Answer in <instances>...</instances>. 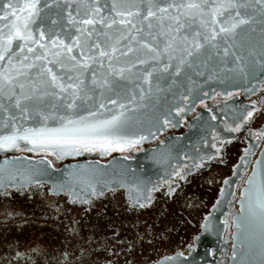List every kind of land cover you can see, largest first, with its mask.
<instances>
[{
    "label": "snow or ice",
    "instance_id": "1",
    "mask_svg": "<svg viewBox=\"0 0 264 264\" xmlns=\"http://www.w3.org/2000/svg\"><path fill=\"white\" fill-rule=\"evenodd\" d=\"M257 24L264 33V0H0V61L7 60L0 67V111L5 113L0 122V151L44 152L61 160L83 152L103 156L137 148L148 138L129 132L137 99L143 101L154 91L171 88L186 70L203 75L199 64H194L200 56L206 57L204 66L213 57L227 64L231 56L239 63L241 57L234 50L237 40L254 32ZM130 54L133 60L128 59ZM188 80L195 83L190 76ZM187 91L188 95L180 97L185 107H176V116L188 111L196 100L207 107L205 100L212 98L208 92L194 97L192 88ZM244 91L260 95L250 100V106H243L223 132L213 128L204 140L203 155L191 158L190 166L173 169L160 186H167L165 195L170 200L181 196L177 181L188 183L190 176L210 170L214 162L225 164L227 148L236 138L233 134L242 128L248 127L249 136L264 140V126L255 132L250 127L256 115L264 112V79ZM107 105L119 110L104 118L101 110L112 111ZM13 108L24 121L34 114L39 126L18 123L11 114ZM49 121L56 126L50 127ZM171 124L165 117L163 125ZM248 151L245 149V155ZM44 162L53 167L46 157ZM43 175L30 174L21 181L14 176L8 181L0 179V225L19 220L17 227L22 229L29 221L12 207L16 194L29 199L39 195L53 214L46 213L45 220H60L67 243L52 249L37 241L17 239L0 245V264H136L137 249L142 256L143 244L156 238L155 226L140 218L141 212L153 206V193L160 190L156 185H113L96 179L95 172H71V180L45 188ZM246 183L252 187L240 193L241 212L247 195L248 217L258 227L259 253L264 257V182L255 186L250 177ZM121 189L127 194L125 211L136 214L134 221L120 219L119 213L106 219V213L91 216L97 202L108 199L109 194L115 199ZM184 206L193 207L187 201ZM204 221L201 230L210 233L208 217ZM223 224L225 229L229 227L228 220ZM233 224L240 227L235 217ZM201 238L199 233L192 237L190 252ZM176 256L185 254L177 252Z\"/></svg>",
    "mask_w": 264,
    "mask_h": 264
},
{
    "label": "water",
    "instance_id": "2",
    "mask_svg": "<svg viewBox=\"0 0 264 264\" xmlns=\"http://www.w3.org/2000/svg\"><path fill=\"white\" fill-rule=\"evenodd\" d=\"M56 10L53 9V12ZM50 15V13H47ZM255 31H249L247 36L237 40V46L234 49L241 57V61L236 63L233 57L228 58V63L224 64L219 57H213L208 60L207 66L203 61L205 56L194 59V64H199V71L203 75H196L193 70H186L184 74L177 78V83L171 88L165 87L164 91L159 93L153 92L148 98L141 101L137 99L135 104L137 107L130 113L131 127L129 132L135 135H145L148 138L141 144H148L160 132H165L168 126L163 125V120L167 117L172 121L171 126L177 130L181 118L188 116L195 104L190 105L189 110L176 116V107H185L181 101V95H188V89L192 88L193 96H200L201 92H208L209 96L213 93L225 95L231 91H241L243 96H247L244 89L256 86L258 82L264 78V33L261 32V25H254ZM15 51V48L13 49ZM11 54V53H9ZM135 57L130 54L128 59L133 60ZM7 63V60L0 61V67ZM195 83H189L188 77ZM212 77L209 79V77ZM245 76L247 78H245ZM19 91V89H17ZM137 97L139 91L136 90ZM131 94H129L130 96ZM202 98V96H201ZM121 102H125L122 99ZM130 109L132 105H127ZM111 109V113L105 110L104 118L118 111V108L107 105ZM48 111V108L44 109ZM94 111L95 108H92ZM12 115L17 117V122L25 126H39V118L33 114V119L24 121L20 118L17 110H10ZM80 114H85L81 112ZM227 114L224 105H220V113ZM5 113L0 111V122L3 121ZM50 127H55V123L49 121ZM213 128L217 127V122L212 116L205 111H201L196 118L189 120L184 130L180 133L173 131L163 135L160 142L144 146L129 156L114 155L108 158V154L100 155L98 152H83L79 155L65 156L61 160H57L54 156L56 165L53 163L52 168H48L44 162L46 156L33 157L26 155L29 151H19L9 149L0 151V179L8 181L11 176L16 181H21L23 177L30 174L44 173L40 178L46 181V185L51 187L53 182L71 180L68 174L71 172H95L96 179L102 182H111L116 185L120 182H126L132 185H138L141 188H151L153 185H160L172 173L174 168L181 165L186 159L203 155L205 150L204 140L210 137ZM219 130V128H218ZM2 131V130H0ZM24 147H28L25 145ZM118 152V151H115ZM37 153V152H30ZM127 157V158H125ZM65 161L67 159H74ZM99 158H106L100 160ZM47 160H50L46 157ZM52 161V160H50ZM255 170V174H254ZM238 173V169L235 170ZM250 177H253L255 186L264 182V141L261 144L257 155L251 164L248 174L241 186L236 199L237 208L232 211L229 218L228 236L229 244H221L222 232L224 230L223 220L221 219L224 212L234 203V200L228 201L233 191V180H228L223 191L220 192L219 198L212 209V214L208 217V223L211 227L210 233H203L198 245L194 251L189 252L183 257L176 254L165 256L152 264H212L216 260V255L220 246L225 249L226 257L222 261L223 264H264V257L259 253L258 244V227L251 222L247 213V195L245 196V211L241 212V195L240 193L246 188L252 187L246 183ZM126 194V192H125ZM127 195V194H126ZM233 217L237 218L240 227L233 224ZM235 235V239L233 236ZM235 244V248H233ZM233 252L235 258L233 259ZM166 257H174L173 260L167 261ZM187 257V261L185 260Z\"/></svg>",
    "mask_w": 264,
    "mask_h": 264
},
{
    "label": "flooded vegetation",
    "instance_id": "3",
    "mask_svg": "<svg viewBox=\"0 0 264 264\" xmlns=\"http://www.w3.org/2000/svg\"><path fill=\"white\" fill-rule=\"evenodd\" d=\"M229 93L232 95H216V92L211 94L210 97L212 98L205 100V105L207 107L201 105L198 101L189 112L188 116L181 118V123L177 130L168 126L167 131L160 132L148 144H140L137 148L125 152L112 151L108 154V158L114 155L129 156L144 146L160 142L163 139V135L171 131L175 133L182 132L188 121L199 116L201 111L208 112L211 116L215 115L216 119L214 121L217 122L219 130L218 128L216 129L223 132L226 124H232L235 121V118L240 113V109L245 105H249L250 100H256L260 95V93H258L256 96H243L241 91H231ZM220 105L225 106L227 114L218 115L220 113ZM262 126H264V112L257 114L250 124L253 132ZM212 131L210 136L212 135ZM233 135L236 138L232 140V143L227 148L225 164H217L214 162L210 170L205 168L202 170V174L190 176L188 183L185 181H177L182 189L181 196L178 200H170L165 195L168 189L166 185L160 187L163 181L157 186L160 190L153 193V206L140 213L142 221L146 220L148 223L155 226L156 238L153 239L151 244H143L144 252L142 256L138 255L139 249H137L136 264H152L162 257L171 256L177 252H183L187 255L190 252L188 243L192 240L194 235L198 233L201 234V236L203 235L201 224L205 222V217L212 214L213 206L219 198L221 189H223L225 185L224 181L231 179L233 180V191L228 201L234 200V203L224 212L221 218L223 221H229L232 211L237 208L236 199L238 198L239 190L264 141L249 136L248 127L242 128L241 132ZM245 149L249 150L247 155H245ZM25 154L33 157L46 156L56 165L54 158L44 152H37L35 154L26 152ZM241 157H244V159L242 160ZM99 159L106 160V158ZM72 160H76V158L67 159L61 163ZM191 162L192 159H186L180 166L184 164L190 166ZM236 169H238V173L235 172ZM234 172L235 174H233ZM208 180H212L213 182L208 183ZM45 188H48V185L45 184ZM60 199L63 203L65 198L61 197ZM186 201L190 202L193 207H185ZM12 207L18 212H22L29 223L24 224L22 229L17 227L20 223L19 220L9 222L7 226L0 225V245L15 242L19 239L23 243L37 241L47 247L55 249L67 243V234L60 220L52 218L45 220V214L49 213V210L47 208V202L39 195L29 199L17 193ZM125 208L126 194L125 191L121 189L115 194V199H112L111 194H109L108 199L97 202V208L91 213V216L95 218L97 212L106 213V219L115 218L119 213L120 219L126 222L134 221L136 214L126 212ZM51 215L53 214L49 213V216ZM101 222L103 223L105 220ZM228 229L229 227L227 229L224 227L220 245L230 243V239L227 237ZM161 233H163V235H161ZM224 251L225 249L221 246L217 253L212 251V254L216 255V260L212 264H223L222 261L226 257Z\"/></svg>",
    "mask_w": 264,
    "mask_h": 264
}]
</instances>
